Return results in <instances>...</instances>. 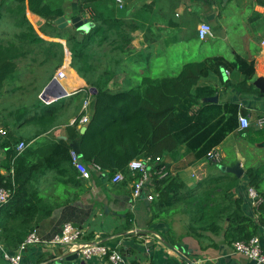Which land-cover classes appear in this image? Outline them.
Segmentation results:
<instances>
[{"label":"trees","instance_id":"1","mask_svg":"<svg viewBox=\"0 0 264 264\" xmlns=\"http://www.w3.org/2000/svg\"><path fill=\"white\" fill-rule=\"evenodd\" d=\"M62 4L61 0H0V21L9 15L20 29L7 44L0 42V94L5 83L16 77L21 63L28 58L46 70L33 81L37 83L34 89L50 81L63 66L64 45L44 40L29 21L27 10L37 16L32 17L35 23L44 22L39 28L43 36L66 41L71 62L67 57L57 77L62 81H75L74 68L90 88L96 89L88 107L89 123L84 134L80 133L81 119L70 124V118L82 110L91 94L88 89L72 96L69 104L62 99L47 106L35 99L5 108L3 119L8 131L0 147L7 154L4 167L9 176H0V186L10 191L11 197L0 208V244L11 252L18 250L27 237L36 232L44 218L67 204L54 202L47 196L40 187L43 177L55 175L58 199L62 191L66 192L64 196H71L69 185L77 188L78 200L86 191L72 163V144L77 139L81 142L84 164L100 166L110 178L122 173L127 177L126 185L139 178L129 170V164L152 158L156 187L154 218L159 219L191 193L179 176L170 174L171 164L180 160L185 152L193 154L197 161L207 160L208 165L219 167L209 158V153L240 129L238 104L206 102L220 94V88L209 79L219 77L224 88H233L243 96H262L253 84L254 62L249 63L240 56L234 61L221 56L193 60L176 70L163 61L160 54L154 55L153 44H148L144 50L135 48V33L151 31L140 23L142 15L150 10L146 4L135 8L120 5L116 0H81L71 18L80 16L85 24H92L89 30L73 25L60 29L55 20L67 16ZM224 70L234 78L240 74L242 79L237 83L233 78L225 81ZM120 75L123 86L110 88ZM33 82L27 86L31 87ZM77 86L72 83L70 88ZM40 111L43 114H39ZM64 125L67 139L29 145L21 153L16 151L20 142L39 141ZM27 127L28 131H21ZM242 131L252 145L264 141V127L258 131L252 128ZM166 157L173 163L164 162L162 159ZM157 158L162 161L156 162ZM246 178L249 187L260 197L257 220L245 213L242 198H234L232 205L229 204L231 209L223 205L218 219L211 213L206 215V220L216 226L214 230L218 229V221L230 219L226 238L231 242L264 237V157L247 167ZM239 184L240 179L229 174L212 176L200 183V187L206 185L205 190H208L202 192L207 196H200L206 205L205 197L211 196L213 190L231 198L233 195L229 192Z\"/></svg>","mask_w":264,"mask_h":264},{"label":"crops","instance_id":"2","mask_svg":"<svg viewBox=\"0 0 264 264\" xmlns=\"http://www.w3.org/2000/svg\"><path fill=\"white\" fill-rule=\"evenodd\" d=\"M61 1L67 13L65 17L71 20V15L77 10L81 0ZM121 2L122 5L135 8L142 4L150 7L147 14H143L140 18V23L146 28H151V31L147 33L145 30H138L135 33L136 39L133 42L135 48L144 50L148 44H153L154 55L160 54L164 59L166 55H170L168 52L175 45L186 43L190 38L198 44L210 40H222L228 46L231 58L223 54L216 56L230 61L240 56L249 63L254 62L255 80L258 77H264V0H121ZM33 16L37 17L27 10V17L39 35L46 41L62 43L66 59L69 57L71 62L66 41L43 36L39 32L43 21L35 23L32 20ZM203 23H208L212 27L211 35L205 40H201L198 36V29ZM12 38H0V42L7 44ZM191 56L192 53L184 52L181 58L186 59ZM170 57L173 58L172 55ZM19 70L15 78L5 83L3 92L0 94V131H8L3 119L6 116L4 110L19 104L10 103L12 99H16L15 96L18 94L21 95L17 99L19 102L39 99L44 105L50 106L59 101L53 99V102L49 104L46 99L50 96L44 97V92L54 78L60 81V85L68 93V96L63 98L65 104H69L70 98L77 93L91 89L75 70L72 71L75 81L72 79L62 81L56 74L50 81L34 89L37 83L33 82L34 80L26 82L22 70L20 72ZM227 72L230 75H227ZM235 76L236 78L228 70L222 72V78L225 81L233 78L232 81L237 83L242 79L240 74ZM122 79L123 76L119 81L114 80L110 88L123 86ZM209 81L220 88L216 103L238 104L239 117L244 115L249 119V128L256 131L261 130L262 127L258 122L264 116V95L243 96L233 88H224L221 78L216 76H212ZM30 82H33L31 87L27 86ZM72 83H77L78 86L70 88ZM91 96L89 93L87 98L89 104ZM39 114L43 112L40 111ZM85 114H88V109L85 110L83 105L79 114L70 118V124H73L76 119H81ZM28 130L27 127L21 131ZM242 130L244 129L240 126L238 131L230 134L221 145L215 148L214 151L222 157V162L218 164L219 167L213 164L208 165L207 160L197 161L193 154H185V152L182 153L183 157L175 163L169 157L162 159L164 162L173 163L169 169L170 174L179 176L191 193L176 202L171 211L159 219L154 218L155 200L147 199L149 194L156 196L153 178L146 185L142 195L136 198L133 195L135 181L126 185V177L122 183L115 184L112 181L113 178H110L106 172L93 171L89 180L81 179L86 191L78 200L75 197L77 188L73 185L67 187L71 196H64L66 192L62 191L58 199L56 197L58 190L54 186L57 180L53 173L48 174L40 180V187L46 191L52 201L67 204L56 209L40 222L36 229L37 235L44 241H50L61 233L66 223H71L85 232L83 241L86 244L103 241L101 237L103 234L108 235L106 241L120 238L121 244L116 251L122 253L127 264H255L237 254L234 251V242L226 238L229 218H224L225 221L224 219L218 221L217 230L213 229L216 226L210 220H206V215L209 213L215 215L214 219H218L223 205L229 207L234 198H242L245 213L255 220L258 218L256 202L249 196L250 187L246 178V169L264 157V147L261 146L264 141L252 145L241 134ZM5 137H1L0 144ZM57 139H67L65 125L55 128L39 141L33 140L26 145L27 147L39 143L43 145L50 140ZM6 160V151L0 147V176H9L8 170L4 167ZM237 161H240L244 169V175L241 178L226 170L228 167H233ZM152 163L153 161L151 165ZM225 174L240 179L239 186L229 192L233 196L225 198L222 197L221 191L213 190L211 196L205 197L208 200L206 205L201 196L203 194L207 196L205 193L208 190H205L206 185L200 187V183L206 178ZM61 185L64 189L66 188L63 184ZM204 190L205 193H202ZM118 229L122 230L123 236L116 234ZM74 255L64 247L48 244L31 245L23 253L25 264H81L83 262L85 264H110L106 258L100 257L89 260L80 257L78 261H68ZM0 264H6L1 244Z\"/></svg>","mask_w":264,"mask_h":264},{"label":"built area","instance_id":"3","mask_svg":"<svg viewBox=\"0 0 264 264\" xmlns=\"http://www.w3.org/2000/svg\"><path fill=\"white\" fill-rule=\"evenodd\" d=\"M120 5H122L121 0L117 1ZM212 33V27L208 23H203L200 25L198 29V36L201 40H205ZM227 75H230L227 72ZM47 100V99H46ZM45 100V101H46ZM89 107L88 101L84 103V109L87 110ZM73 121V123H75ZM89 123V115L85 114L80 120V126L84 127ZM240 126L243 129H247L250 127V121L244 115H240L239 117ZM260 127L264 126V116L258 122ZM7 132L4 130L0 131V141L1 137H5ZM27 148L25 142H20L17 146L16 151L18 153L23 152ZM209 158L212 161L220 164L222 162L221 155L212 151L209 153ZM72 163L76 168L77 172L80 174L82 179L89 180L91 178V174L93 171L103 172L100 166L92 165L87 166L82 162L81 155L77 154L74 150L71 152ZM158 162L159 158L156 159ZM152 158H147L145 160H134L129 164V170L133 174H138L139 178L133 183V195L136 198H139L146 185L150 182L152 178V167H151ZM125 175L122 173H117L113 177L112 181L115 184L122 183L125 180ZM249 196L256 202V206L260 202V197L256 193L255 190L249 189ZM11 197V192L4 187L0 186V208L5 206ZM147 199L152 201L154 197L149 194ZM85 236V232L71 224L66 223L61 230V233L56 235L50 241L42 240L37 232H32L25 242L18 248V250L11 252L5 249L3 246V258L6 260V264H25L23 253L24 251L31 245H39V244H48V245H56L64 247L71 254H79L80 257H83L84 260H89L92 258H106L110 264H127L124 260L122 253L112 250L107 246L102 245V242H94V243H84L83 238ZM234 251L251 260L255 264H264V237L255 236L251 240L245 241H236L233 243Z\"/></svg>","mask_w":264,"mask_h":264},{"label":"rangeland","instance_id":"4","mask_svg":"<svg viewBox=\"0 0 264 264\" xmlns=\"http://www.w3.org/2000/svg\"><path fill=\"white\" fill-rule=\"evenodd\" d=\"M43 23L44 22H42V25H43ZM19 31H20V29H18L16 27L13 19L9 15H6L5 18H3L2 21H0V38H6L7 39L8 37H15V35L17 33H19ZM184 52L186 54L192 53V56L188 57L186 59H183V58H181V56L184 54ZM168 54L172 55L173 58L171 59L170 55H166L164 57L163 61L172 65V67L175 68L176 70H177V68H181L185 62H190L193 60H195V61L204 60V58L208 57V56L210 57V56H216V55L223 54V55L227 56L228 58H231V53L229 51V48L226 45V43H224L222 40H218V41L210 40V41L198 44V42L192 41V38H190L186 43L175 45L173 47V49L170 52H168ZM65 61H66V56H65V59L63 62V66L65 65ZM29 62H30V65L27 64ZM20 66H21L20 70H22V72L24 74V79L26 82L35 80V78L39 79L40 77H42L45 74V71H46L44 67H41L40 63L31 62V58H28L26 61H23ZM60 69H58L56 71L54 76L56 74H58V71ZM20 70H19V72H20ZM72 70H75V69L72 68ZM32 73H34V74H32ZM120 78H122V76L118 77L116 80L119 81ZM59 83H60V81H59ZM91 95H92V92H91ZM20 96H21L20 94L16 95L15 96L16 99H12V101L10 103H13V104L20 103L17 100L18 97H20ZM24 98H25V96H24Z\"/></svg>","mask_w":264,"mask_h":264},{"label":"water","instance_id":"5","mask_svg":"<svg viewBox=\"0 0 264 264\" xmlns=\"http://www.w3.org/2000/svg\"><path fill=\"white\" fill-rule=\"evenodd\" d=\"M55 24L60 28L64 29L68 27L69 25H73L75 28L83 29V30H88L91 28L92 24H85L84 21L80 16H77L71 20H68L65 16L58 18L55 20ZM68 54L70 56L69 50ZM254 86L256 89L259 90V92L264 95V77H258L254 82ZM92 94H96V89L92 88L91 89ZM46 95H49L50 98L47 99V102L50 104L53 102V99L60 100L68 96V93L62 88L60 83L58 82L57 78H54L50 84L48 85L46 91L44 92V97ZM218 97H211L206 99V102H217ZM87 131V127L84 126L80 129V133L84 134ZM80 140L77 139L76 141L73 142L72 144V149L79 155H81V149H80ZM262 147H264V142L261 144ZM225 170L224 168H222ZM227 172L236 175L237 177L241 178L244 175V169L241 167L240 161H237L236 164L233 167H228L226 168ZM122 230L118 229L116 231V234H123L121 233ZM101 237L104 239L102 242V245L109 247L112 250H116L118 246L121 244L120 238L111 240V241H106L108 239L107 234L101 235ZM80 258L79 254H75L73 258H69L68 261H78ZM81 264H85L84 262Z\"/></svg>","mask_w":264,"mask_h":264}]
</instances>
